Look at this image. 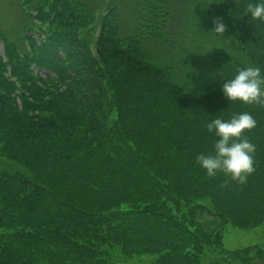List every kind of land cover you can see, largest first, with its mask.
I'll use <instances>...</instances> for the list:
<instances>
[{"label": "trees", "instance_id": "trees-1", "mask_svg": "<svg viewBox=\"0 0 264 264\" xmlns=\"http://www.w3.org/2000/svg\"><path fill=\"white\" fill-rule=\"evenodd\" d=\"M40 2L38 26L25 14L24 49L2 41L0 264H264L258 245L223 247L227 224L264 225V105L220 92L242 67L264 75V22L242 16L255 0H218L223 33L201 13L198 30L181 24L200 53L211 48L194 52L195 64L164 35L171 6L161 32L125 33L114 8L97 19L79 0ZM189 7L200 12L202 1ZM236 112L256 120L243 134L253 171L243 182L208 177L196 163L212 151L205 124ZM205 212L220 223L211 231Z\"/></svg>", "mask_w": 264, "mask_h": 264}, {"label": "rangeland", "instance_id": "rangeland-1", "mask_svg": "<svg viewBox=\"0 0 264 264\" xmlns=\"http://www.w3.org/2000/svg\"><path fill=\"white\" fill-rule=\"evenodd\" d=\"M27 4V11L33 15V19H30L33 25H39V22L34 19V16L37 14V8L39 7L38 2L41 0H25ZM82 1L87 6L94 8L96 11V18L102 16V14L107 11L109 8H114L115 10V19L116 22L119 24L121 30L125 33L135 32L136 28L140 25V31L142 33H146L148 31L159 32L160 31V21L163 18L164 9L165 7H172L170 9V15L175 16V24L167 26L164 30V35L170 34V38L168 41L170 43H175L172 47V50L175 51L176 47H180L181 49H185V55L190 53V59L188 60L191 63L195 64L197 62V58L194 55V52H199L198 46L191 42L193 38L189 34H185L182 38L180 33L181 24L188 25L192 28L198 30L196 24L192 22V16H196L201 13V16L204 18L205 21L209 23H214V11L215 6L218 4V0H201L202 7L200 12H195L196 10H192L189 7V1L191 0H165L162 4L156 5L153 3V0H79ZM41 3V2H40ZM39 3V4H40ZM149 4L153 5L156 10L152 11V15L150 16L149 11ZM181 12L182 14H180ZM26 12L23 11L20 7V2L17 0H0V37L3 40L14 41L19 43L22 41L21 46H16L19 50H23L25 47L24 39L21 38L24 34V28L29 26L28 24V17L25 15ZM156 17L154 20L153 17ZM27 18V19H26ZM159 31H157V27ZM207 30L212 31L214 26L212 24H206ZM28 29V28H27ZM138 30V29H137ZM161 32V31H160ZM163 35V36H164ZM139 40V36L137 37ZM0 40V55L4 58V53L2 51V42ZM194 45V46H192ZM151 46V45H150ZM222 48V47H220ZM188 52H187V51ZM27 52V51H25ZM154 63V62H153ZM157 65L164 66L165 64L156 63ZM29 67V66H28ZM31 69V67H30ZM196 71H200L197 67H195ZM190 77L186 76V81H189ZM210 80L203 81V82H195L197 85L203 84L202 86H210L213 83H210ZM190 83L184 85L188 87ZM200 87V86H199ZM200 222L203 224L204 228L208 231L213 230L217 227L220 223L217 219L210 216L209 214L202 213L199 216ZM223 247L227 251H233L236 249L258 245L261 248H264V225L259 226L250 231L239 230L236 228L231 227L230 225H226L223 231ZM264 250V249H263ZM147 259L149 257H145V259H137V261L146 264ZM146 261V262H145ZM252 264H260V261H255Z\"/></svg>", "mask_w": 264, "mask_h": 264}, {"label": "clouds", "instance_id": "clouds-1", "mask_svg": "<svg viewBox=\"0 0 264 264\" xmlns=\"http://www.w3.org/2000/svg\"><path fill=\"white\" fill-rule=\"evenodd\" d=\"M242 16L264 22V0L248 3ZM214 25L213 31L224 32L225 25L219 19L214 21ZM209 49L198 54L203 55ZM222 80L220 92L227 102L264 105V75L260 67H242L231 78ZM209 116L213 118L206 122L205 128L214 136L212 151L198 154L197 165L208 177L222 173L231 180L243 182L246 175L253 171L254 152V145L243 134L256 126V120L248 112H236L227 119Z\"/></svg>", "mask_w": 264, "mask_h": 264}]
</instances>
